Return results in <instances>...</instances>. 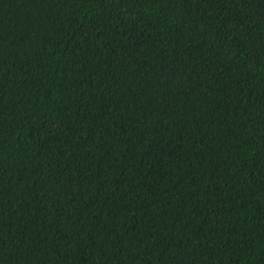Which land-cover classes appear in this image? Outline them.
Returning a JSON list of instances; mask_svg holds the SVG:
<instances>
[{"label": "trees", "instance_id": "1", "mask_svg": "<svg viewBox=\"0 0 264 264\" xmlns=\"http://www.w3.org/2000/svg\"><path fill=\"white\" fill-rule=\"evenodd\" d=\"M0 264H264V0H0Z\"/></svg>", "mask_w": 264, "mask_h": 264}]
</instances>
